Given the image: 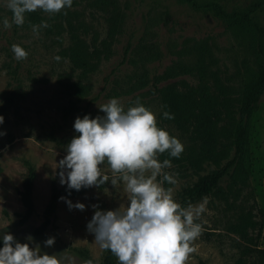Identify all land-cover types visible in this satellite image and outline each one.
<instances>
[{
	"label": "rangeland",
	"instance_id": "374dc122",
	"mask_svg": "<svg viewBox=\"0 0 264 264\" xmlns=\"http://www.w3.org/2000/svg\"><path fill=\"white\" fill-rule=\"evenodd\" d=\"M34 12L41 17L39 23H30L26 13L22 26L13 23L4 29L2 21L8 18L11 22L12 12L7 0H0V102L13 75L21 81L25 94L14 108L0 114L4 117L0 132L5 133L0 135V235L11 233L21 243L32 236L30 247L39 244L42 252L66 257V264H85L89 259L99 264L104 250L86 228L94 215L92 205L100 210L127 205L124 184H111L119 174L112 173L107 163L103 171L110 177L108 182L82 189L75 198L65 197L73 204H85L84 211L70 209L60 199L55 212L56 230L34 235L52 184L57 189L67 187L60 183L62 169L58 164L67 154V145L78 135L73 127L75 119L86 114L103 116L99 107L112 98H118L125 110L139 101L155 113L159 127L183 143L181 156L196 155L200 143L191 127L183 130L164 121L161 90L173 87L214 103L205 105L219 111L222 125L230 129L238 120L244 89L258 75L251 33L237 15L248 14L264 28V0H74L72 7L61 13ZM112 21L116 30L110 36ZM42 22L49 27H41L37 35L33 25ZM76 39L84 45L83 57L92 66L86 77L71 61ZM14 44L29 53L27 59H15ZM56 56L61 59L57 61ZM73 82L90 88L83 99H77L68 88ZM69 101L75 103L76 110L64 115L63 108ZM220 142L227 153L219 166L234 155L228 139L221 138ZM158 158L165 160L161 154ZM25 160L35 168L32 199L36 215L19 226L14 215L23 212L19 192L26 173ZM171 165L164 171L176 181L168 183L174 198L183 187L217 167L205 164L204 170L196 173L187 161L182 160L180 166L171 161ZM221 189L223 197L210 195L189 204L197 206L206 201V211L196 221L202 225V234L194 241L196 251L187 264L245 261L242 241L226 228L240 214L264 211V94L248 119L244 164L225 177ZM206 234L211 236L207 238ZM49 237H55V244L45 247ZM258 245L264 248V226Z\"/></svg>",
	"mask_w": 264,
	"mask_h": 264
},
{
	"label": "clouds",
	"instance_id": "9594fccd",
	"mask_svg": "<svg viewBox=\"0 0 264 264\" xmlns=\"http://www.w3.org/2000/svg\"><path fill=\"white\" fill-rule=\"evenodd\" d=\"M74 0H7V8L12 12L11 22L2 21L3 28L9 29L13 23L22 26L25 15L42 10L47 13H61L71 8ZM66 14V11H65ZM49 25H33L37 35L40 28ZM17 61L27 59L29 53L20 45H12ZM59 61L61 57L56 56ZM103 116L92 118L86 114L74 121V136L67 145V154L59 161L60 183L71 190L93 186L99 187L110 180L103 171L107 163L116 186L123 182L127 193V205L115 210H100L92 205L94 215L87 223L89 233L94 234V242L103 250L116 256L118 264H187L196 251L194 241L202 234V225L196 222L206 211V201L187 208L178 203L172 190L163 184H174V177L165 172L171 160H159V155L168 153L179 159L184 152L183 143L157 124V118L148 107L136 102V106L125 110L118 98H112L101 105ZM163 116L174 119L165 111ZM4 117L0 115V125ZM5 133L0 132V135ZM158 177L161 179L158 180ZM69 205L84 211L86 205L61 197ZM26 243L19 242L13 234L0 235V264H66V257L42 252L40 245L34 243L32 236ZM55 237L44 241L45 247H52ZM85 264H94L89 259Z\"/></svg>",
	"mask_w": 264,
	"mask_h": 264
},
{
	"label": "trees",
	"instance_id": "16d2710c",
	"mask_svg": "<svg viewBox=\"0 0 264 264\" xmlns=\"http://www.w3.org/2000/svg\"><path fill=\"white\" fill-rule=\"evenodd\" d=\"M191 2V0H182ZM259 7V4L254 7ZM238 21L250 31L252 36V47L257 57L258 75L256 79L246 88L242 93L240 105L238 109V120L232 124L230 129L222 125L223 117L219 111L213 106L208 107L205 98L195 99L191 95L177 91L173 87H167L161 90V103L163 111L170 112L174 115V119L165 118L167 123H174L179 129L186 130L185 127H191V133L200 143L199 151L196 155L179 159L170 157L167 152L162 155V158L169 159L176 165L181 164L182 160L187 161L190 168L194 172H201L204 170V165L213 163L216 169L211 173L201 176L191 185H187L175 197V200L183 207H187L204 197L214 195L223 197L224 194L221 185L225 177L229 176L236 168H240L244 164L246 141L248 133V119L254 111L257 103L264 94V28L254 22L248 14L237 15ZM28 21L32 24H37L41 21V17L37 12L28 13ZM116 30V22L112 21V26L109 35ZM84 45L75 40V48L71 52V61L76 68H82L83 76L91 71V64L84 59ZM12 83L9 84V90L4 94L0 102V114L14 108L16 103L24 99V91L22 84L16 75L12 76ZM72 94L77 99H83L90 91V88L83 83L73 82L70 86ZM76 110V105L73 101H69L67 107L63 108L64 115H70ZM221 138L228 139L234 149V155L231 159L219 166V161L225 159L226 149ZM219 147V149H218ZM26 173L22 182L21 191L19 192L20 202L23 212L15 214L19 226L27 224L36 214L32 199L33 186L36 178L34 166L27 160L23 161ZM163 186L169 189L167 182ZM83 190L80 191L69 190L67 187L57 189L54 183L51 187L49 201L44 209L41 224L34 229L35 236H41L47 231L54 232L55 212L57 203L61 197L75 198L80 196ZM4 215L7 216L4 211ZM264 226V211L257 210L256 214L247 212L240 214L230 223L226 230L228 233L236 235L241 241V254L245 261L240 259L239 264H264V248H261L258 243L261 238V232ZM207 238L211 234H206ZM0 242V247H2ZM99 264H118L115 255L110 251H103V255ZM198 264H205L199 261Z\"/></svg>",
	"mask_w": 264,
	"mask_h": 264
}]
</instances>
